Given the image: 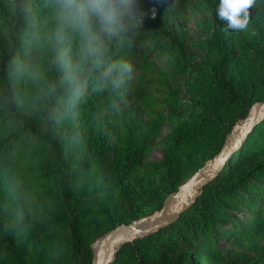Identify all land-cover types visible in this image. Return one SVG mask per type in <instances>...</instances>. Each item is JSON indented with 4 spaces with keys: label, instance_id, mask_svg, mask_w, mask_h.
Wrapping results in <instances>:
<instances>
[{
    "label": "rangeland",
    "instance_id": "rangeland-1",
    "mask_svg": "<svg viewBox=\"0 0 264 264\" xmlns=\"http://www.w3.org/2000/svg\"><path fill=\"white\" fill-rule=\"evenodd\" d=\"M150 1L160 18L143 26L137 37L140 49L133 86L142 94L118 92L106 94L99 101L90 82L75 114L67 109L58 111V120L53 122L56 132L67 135L61 139L72 173L69 196L78 212L80 237L83 242L91 240L92 256L99 239L120 225L117 223L136 216L130 222L154 208L152 194L166 180V172L159 163L170 145L167 136L174 125L184 124L187 137L179 146L174 180L177 189L219 151L215 144L219 125L230 124L232 128L251 111L254 103L264 101V0H258L250 10L251 22L246 32L223 30L224 22L216 14L218 0H186L184 4ZM29 3L40 23L46 15L42 0ZM11 22L10 2L0 0V63L10 47L7 28ZM217 32L229 53L225 77L241 102L212 103L217 92L210 88L208 78L210 64L218 56L213 42ZM21 37L26 39V34ZM114 43L115 40L111 46ZM8 67L18 107L42 126L49 119L47 106L28 103L26 98L31 95L32 86L14 81ZM54 75L50 72L49 78ZM136 135H140L138 142ZM101 136L110 148L104 156H96ZM263 142L264 136L260 143L253 141L252 146L258 148ZM134 144L132 156L121 159L123 150ZM25 145H15L0 158V230L12 231L26 264H70L64 209L59 201L51 153L44 144ZM263 160L264 154L249 160H232L229 179L236 180ZM216 176L200 186L197 196L202 186ZM250 193L243 192L242 197L248 198ZM258 207L264 210V196L256 207L246 204L233 209L222 230H212L217 236V248L229 250L224 260L205 259L178 246L164 251L156 245L146 248L143 258L147 264H264V225L260 216L252 228L245 229ZM50 219L58 220L50 228L36 229ZM233 222H238L239 229L236 225L234 228ZM5 249L0 242V264H12ZM121 264L134 262L126 259Z\"/></svg>",
    "mask_w": 264,
    "mask_h": 264
},
{
    "label": "trees",
    "instance_id": "trees-1",
    "mask_svg": "<svg viewBox=\"0 0 264 264\" xmlns=\"http://www.w3.org/2000/svg\"><path fill=\"white\" fill-rule=\"evenodd\" d=\"M12 12V22L7 28L10 47L8 52L2 57L0 63V158L8 154L15 145L24 147L27 143L44 144L50 151L54 162V174L59 186V201L64 209L63 224L68 236V256L70 264H89L92 257V249L90 241L83 242L79 233V216L73 207L69 196V185L71 179V170L69 167L68 157L65 153L66 147L62 142L63 135L56 132L54 128V120L47 119L42 126L36 125L31 119L18 107L16 97L13 91L12 82L7 73V65L14 56L21 55L24 51L26 39H22V35L28 32V25L23 15L18 11L20 0H9ZM184 4L186 0H165L164 3ZM142 9L150 15L152 9L155 10V19L146 15L143 26L152 23L160 18V13L152 6L150 0H140ZM139 31L135 34H128L122 38L119 43L111 46V55L115 59L124 58L133 66L131 79L125 78L124 83L117 90L106 88L103 91H97V99L102 101L106 94H119L134 92L137 96L142 93L133 86L135 76V66L138 59V50L140 45L137 42ZM218 56L215 61L210 64V76L208 84L212 90L217 92L213 98L214 105H223L231 102H241L242 98L237 93L232 84L225 77V70L229 60V53L223 42L220 32H217L214 40ZM123 87V88H122ZM119 92V93H118ZM97 104V106H99ZM66 108L60 106L58 111H65ZM247 109L244 110L241 117L245 115ZM264 119L255 124L250 133L246 136L241 147L233 153L229 163L218 175L204 184L201 193L194 199L193 203L180 211L177 218L167 223L154 232L148 233L130 242L121 244L112 263L121 264L124 260L131 259L134 264H147L143 258L146 248L157 246L159 249L166 251L167 249L176 248L178 246L188 252L195 253L205 259L224 260L228 256V251L217 248V236L211 232L213 229L222 230L223 223L229 221L227 214H232L233 209L241 208L242 205L248 204L250 207H256L260 199L264 196V160L256 163L246 173L237 177L236 180L229 179L230 166L232 160L243 161L245 159H254L257 155L264 154V142L258 148L252 146V142L258 140L260 143L264 136ZM231 125H219L215 137L216 151L223 145L224 137L229 132ZM185 125H174L167 136L170 145L165 151L160 165L166 172V180L153 192L152 196L155 202L154 208L146 213L149 214L153 210L159 209L163 199L172 191L176 190L175 177L177 174V163L180 156V145L187 138L185 136ZM140 135H136V142L139 141ZM189 142V141H187ZM21 144V145H20ZM110 146L101 136L96 156H104L109 151ZM136 145L126 147L121 156H132ZM119 166V165H118ZM251 192L248 198L242 197L243 192ZM243 198V199H242ZM258 207L253 217L247 222L245 227L252 228L255 225L257 216L264 225V210ZM260 214V215H259ZM136 218L130 217L117 224L128 223L129 220ZM58 219H50L47 223H42L37 230H45L50 228ZM239 222V221H238ZM238 222H233L234 228L239 229ZM116 224V225H117ZM222 224V225H221ZM218 228V229H217ZM242 229V228H240ZM230 232L235 230L229 229ZM253 230V229H250ZM11 230H0V242L6 247L12 264H26L18 251V244L14 240ZM254 243V242H253ZM252 243V244H253ZM264 246V243H261Z\"/></svg>",
    "mask_w": 264,
    "mask_h": 264
},
{
    "label": "clouds",
    "instance_id": "clouds-1",
    "mask_svg": "<svg viewBox=\"0 0 264 264\" xmlns=\"http://www.w3.org/2000/svg\"><path fill=\"white\" fill-rule=\"evenodd\" d=\"M257 2L218 0L223 30L246 32ZM42 7L46 15L37 23L29 0H20L18 11L29 30L24 51L12 58L8 72L14 81L32 86L27 102L47 106L49 119L57 121L60 106L75 114L90 82L95 91L117 90L131 79L133 66L113 58L111 45L138 32L149 14L139 0H42ZM149 18L155 19L154 9Z\"/></svg>",
    "mask_w": 264,
    "mask_h": 264
},
{
    "label": "water",
    "instance_id": "water-1",
    "mask_svg": "<svg viewBox=\"0 0 264 264\" xmlns=\"http://www.w3.org/2000/svg\"><path fill=\"white\" fill-rule=\"evenodd\" d=\"M263 117L264 101L254 103L251 111L232 126L219 151L207 159L175 191L167 194L159 209L129 223L120 224L100 238L99 245L93 250L90 264H110L119 245L174 221L178 213L197 196L200 186L223 169L232 154L239 149L244 138Z\"/></svg>",
    "mask_w": 264,
    "mask_h": 264
},
{
    "label": "bare ground",
    "instance_id": "bare-ground-1",
    "mask_svg": "<svg viewBox=\"0 0 264 264\" xmlns=\"http://www.w3.org/2000/svg\"><path fill=\"white\" fill-rule=\"evenodd\" d=\"M98 242L100 243V240H99ZM99 243H98L97 245L95 244V245H96V247L94 246V248H97V246L99 245Z\"/></svg>",
    "mask_w": 264,
    "mask_h": 264
}]
</instances>
